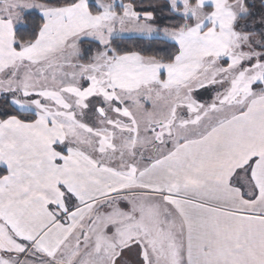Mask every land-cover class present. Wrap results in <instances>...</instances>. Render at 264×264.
Returning <instances> with one entry per match:
<instances>
[{"label": "snow or ice", "instance_id": "obj_1", "mask_svg": "<svg viewBox=\"0 0 264 264\" xmlns=\"http://www.w3.org/2000/svg\"><path fill=\"white\" fill-rule=\"evenodd\" d=\"M0 264H264V0H0Z\"/></svg>", "mask_w": 264, "mask_h": 264}, {"label": "trees", "instance_id": "obj_2", "mask_svg": "<svg viewBox=\"0 0 264 264\" xmlns=\"http://www.w3.org/2000/svg\"><path fill=\"white\" fill-rule=\"evenodd\" d=\"M129 46H132L131 44Z\"/></svg>", "mask_w": 264, "mask_h": 264}]
</instances>
